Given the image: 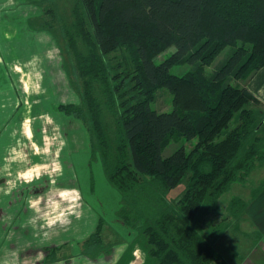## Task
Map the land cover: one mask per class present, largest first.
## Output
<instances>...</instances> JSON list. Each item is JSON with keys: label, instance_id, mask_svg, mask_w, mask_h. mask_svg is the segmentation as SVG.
Listing matches in <instances>:
<instances>
[{"label": "trees", "instance_id": "obj_1", "mask_svg": "<svg viewBox=\"0 0 264 264\" xmlns=\"http://www.w3.org/2000/svg\"><path fill=\"white\" fill-rule=\"evenodd\" d=\"M70 13L67 22L53 12L54 28L41 29L51 30L81 105H51L82 120L85 107L94 128L116 121L121 152L106 153L102 164L122 223L145 238L153 264H229L195 226L261 161L256 119L245 111L259 102L233 81L264 67V0H75ZM171 46L175 52L155 63ZM229 47L227 59L208 72ZM184 64V75L172 73ZM160 89L171 93L172 112L151 108ZM244 111L246 118L223 135ZM182 138L197 143L164 158L163 150ZM184 180L172 205L167 194ZM103 226L99 219L84 245L95 257L103 254Z\"/></svg>", "mask_w": 264, "mask_h": 264}, {"label": "rangeland", "instance_id": "obj_2", "mask_svg": "<svg viewBox=\"0 0 264 264\" xmlns=\"http://www.w3.org/2000/svg\"><path fill=\"white\" fill-rule=\"evenodd\" d=\"M74 3L75 0H0L1 55L6 60L23 63L26 61L22 58L23 49L30 52L33 57L37 55L38 51L40 54L53 51V47L56 48V42H52V37L48 36L52 32L46 30L45 27L50 25L54 28L53 12L61 14L67 22H71L73 19L70 11ZM42 10L44 11L41 22L46 25L43 27L45 32L40 36L39 33H35V30L41 31L38 23L39 15L36 14ZM49 10H52V14L47 12ZM5 34L10 39H5ZM60 42L63 43L62 40ZM230 50V47L226 48L216 58L212 66L207 67L206 70L211 72L220 63L224 62ZM174 52L175 47L171 46L155 58V63H162ZM115 55L120 56L121 54L118 52ZM54 60L56 67H58L57 82L61 85H58L60 91L58 92L59 95L58 93L56 95V103L52 102V105L69 103L81 105L78 94L69 85L70 78L66 76L68 73L60 68L62 55H60L59 50H56ZM189 69L190 65L184 64L173 67L171 71L173 74L181 76ZM245 81H233V85L241 87ZM17 98L15 96V99ZM172 99L173 97L167 89H160L151 104V108L157 112H172L174 109ZM43 104H49L50 113L55 114L45 119L42 118L43 122L45 121L44 124H51L53 128L50 131L43 124V140L47 143L50 142L52 144H49L50 147L53 146L49 159L51 162H47L46 169L43 170L49 173L54 162L60 165L61 172L53 174L51 177L57 179L56 186L75 187L74 189L77 190L80 197L78 211L80 212L79 220H81L77 222V219H74L75 216L72 218L73 220L69 217L71 223L65 227L57 225L53 229H42L40 232L42 235L41 249L50 243L47 246L51 252L50 255L48 253L50 256L48 262H56V260L58 261V259L65 258L68 255L73 256L74 252L77 254L78 247L80 248V245L77 244V236H79V241L86 238V236H90L91 233L96 231L99 219H101L104 226L101 234L103 247L100 252L103 254L95 257L93 256V250L89 253L84 250L81 256L77 255L69 259L68 262L60 261L58 264H153L154 260L148 256L145 238L122 223L120 217L122 212L118 210V194L105 180L102 156L104 158L107 153V155L115 158L121 152L123 144L121 131L117 127L116 121L114 123L113 119L108 118L103 127L94 128L85 107H82V113L84 114V120H82L60 115L48 101H44ZM245 111L249 115L252 113L256 119L254 127L258 126V128L255 131V138L260 141L261 161L256 164L254 172L249 177L235 185L232 184L231 188L219 199L218 207L214 211L200 216L199 221H197V226L198 222L200 226L195 227L229 264H246L248 260H253L256 257L262 259L260 263L256 264H264L262 253L264 250V232H261V229L258 228V225H255L251 218L249 220L245 216L246 208L242 206L241 202L242 199L246 201L245 192L247 190H254L258 183L264 181V119L260 114L261 111L258 105H249ZM245 111L243 115L241 114L240 117L232 121L223 135L229 133L235 127V124L239 125L241 118H246L247 113ZM53 116L56 117L52 118ZM25 119L30 118L25 117ZM26 120L25 123L29 124V121ZM3 126H5V121H0V128ZM107 142L108 147L104 146ZM196 143L197 139L187 140L182 138L179 141H172L163 150L162 156L164 158L169 157L181 147L188 151ZM41 170L37 169L36 172H42ZM33 174H35V171H31L32 177ZM39 184L35 183L33 185ZM186 184L187 181L184 180L178 188L168 192L167 199L172 205L182 197ZM232 201H234V204ZM45 231L49 233L47 237L43 235ZM134 251L136 256H133ZM41 257L43 258L42 253Z\"/></svg>", "mask_w": 264, "mask_h": 264}, {"label": "crops", "instance_id": "obj_3", "mask_svg": "<svg viewBox=\"0 0 264 264\" xmlns=\"http://www.w3.org/2000/svg\"><path fill=\"white\" fill-rule=\"evenodd\" d=\"M36 15H39L38 23L41 27L42 12L39 11ZM44 32L42 29L41 31L35 30V33H39L40 36ZM6 35L4 38L10 39ZM48 36L52 37L53 43L56 42L53 35L48 34ZM12 44L15 45L14 42ZM22 44L24 45L23 42ZM55 46L53 51L41 54L38 51L34 57L23 49L22 58L26 60L23 63L6 60L0 53V117L2 118L0 121H5V126L0 128V264L68 262L69 259L83 254L84 245L90 237L86 236L79 241V236H77V244L80 245L77 254L74 252L73 256L68 255L56 262H48L51 252L47 246L50 243L42 249L40 247L42 236L40 232L42 229L48 228L41 227L43 221H37L35 225L31 223L35 213L29 208L28 200L34 199L37 193L46 192L52 187L50 183L52 177L43 169H46L47 162H51L49 159L53 146L50 147L52 144L43 140L42 129L45 125L46 129L53 130L51 124H44L43 119L55 114H51L50 105H44L43 102L48 101L50 104L52 102L55 104L56 95L60 91L58 85H61L57 82L58 67L54 62L56 50L60 52V49L57 43ZM60 68H62V64ZM241 87H247L256 97L259 102L260 114L264 119V67L243 82ZM15 96L18 98L15 99ZM25 117L30 119L26 120ZM25 120L29 121V124H26ZM14 148L16 153L12 152ZM53 150L55 151V148ZM37 169H42V172H36ZM29 171H35L31 183L17 179L18 172ZM37 174L38 178H35ZM10 180L15 183V187L11 192H8L7 182ZM35 183L40 184L34 186ZM56 187L75 188L61 185ZM245 197L246 201L243 199L241 201L242 206L246 208L245 216L249 220L251 218L255 225L261 229V232H264V181L258 183L254 190H247ZM232 202L234 203V201ZM76 221L80 222L81 220L77 219ZM262 253L264 256V250ZM134 255L136 256L135 251ZM261 261V258L256 257L253 260H248L246 264H256Z\"/></svg>", "mask_w": 264, "mask_h": 264}, {"label": "clouds", "instance_id": "obj_4", "mask_svg": "<svg viewBox=\"0 0 264 264\" xmlns=\"http://www.w3.org/2000/svg\"><path fill=\"white\" fill-rule=\"evenodd\" d=\"M61 143L63 142L61 141ZM12 152L16 153V149H12ZM13 159H15V157H13ZM60 172V165L54 162L48 175L52 176L53 174H59ZM32 178L31 171L28 173H17V179H23L26 183H31ZM35 178H38V174ZM7 183V191L11 192L15 187V183L11 180ZM50 183L52 187L46 192L37 193L34 199L28 200L29 208L35 213L31 219V223L35 225L37 221H43L41 227L48 229H53L57 225L65 227L71 223L69 217L75 216L77 219L80 217V212L78 211L80 207L79 193L74 188L56 187L55 179H52ZM43 235L47 237L49 233L45 231Z\"/></svg>", "mask_w": 264, "mask_h": 264}]
</instances>
